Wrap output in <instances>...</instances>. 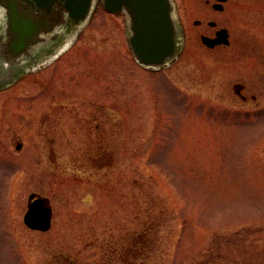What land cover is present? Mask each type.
Returning a JSON list of instances; mask_svg holds the SVG:
<instances>
[{
    "label": "rangeland",
    "instance_id": "1",
    "mask_svg": "<svg viewBox=\"0 0 264 264\" xmlns=\"http://www.w3.org/2000/svg\"><path fill=\"white\" fill-rule=\"evenodd\" d=\"M172 1L191 29L196 0ZM90 16L62 38L78 41L51 90L33 67L0 87V264H264V21L238 62L192 37L155 71L127 51L124 17L102 0ZM231 75L256 102L228 98ZM99 131L113 153L92 159ZM32 193L48 231L23 223Z\"/></svg>",
    "mask_w": 264,
    "mask_h": 264
},
{
    "label": "water",
    "instance_id": "2",
    "mask_svg": "<svg viewBox=\"0 0 264 264\" xmlns=\"http://www.w3.org/2000/svg\"><path fill=\"white\" fill-rule=\"evenodd\" d=\"M91 0H0V66L13 70L21 60L43 47L54 28L70 18L75 23L87 15ZM108 12L127 15L129 45L146 66H160L174 56L178 28L171 0H103ZM213 47L221 39L203 40ZM10 68H7V67ZM52 210L47 199L31 194L23 222L31 230L47 231Z\"/></svg>",
    "mask_w": 264,
    "mask_h": 264
},
{
    "label": "flooded vegetation",
    "instance_id": "3",
    "mask_svg": "<svg viewBox=\"0 0 264 264\" xmlns=\"http://www.w3.org/2000/svg\"><path fill=\"white\" fill-rule=\"evenodd\" d=\"M194 4L193 14L196 17L191 22V29L189 27H186L185 25H182L179 17L177 16L180 24L181 38L183 41L176 58L173 60V63L182 58V51L185 50L183 47L184 42L186 39H191L192 37H194L195 42H197L198 44V46L195 47V51H197L205 59L212 57L211 59L215 62L235 63L238 62L241 57L246 56L247 51H249V48L251 47L249 43H246V40H249L250 37H254L255 35L254 33L248 31V27L250 25L262 23L264 21V0H196ZM175 11L177 15L176 7ZM110 15L122 16L124 17L125 23L127 21L124 13H113ZM77 26L79 25H75L70 19H67L63 27L60 29V32L57 33V35L51 37L50 41L48 42L49 45L44 49V52H46L47 54L45 56V59L41 61L39 60L37 62L38 66L36 68L33 67L34 70L39 69L38 72H40V70L42 69L47 73L46 82L44 81L41 84V87L43 89L46 88L47 90H51L50 79H52L51 77H54L55 72L57 74L59 73V71H57L59 69V65L56 69L55 65L57 63H61L65 55L76 45L75 43L78 41L77 39L67 42V40L64 41L65 39L62 38L67 36V34L71 32V30H74ZM128 35L129 33L126 35V47L127 51L129 52L130 48L128 44ZM217 38L221 39L222 43L217 44L214 47H207L203 43V39L212 40ZM31 62V60L26 61L22 66L28 67ZM31 66L28 67L25 72L29 71L28 69L31 68ZM7 68L10 67L8 66ZM10 73V70L2 71V68L0 66V87H2L1 85L6 82H10V85L8 86H11L10 80H13L16 73L15 71H12L11 74ZM24 76L26 75H23L22 78ZM234 76H229L228 84H232V89L235 92V95L230 97L228 96V98H232L233 100L241 104L256 102L258 98L257 95L247 90L251 86H249L250 83L248 84L247 81H245V83H242L241 78L238 80V78ZM21 80H19L18 82L20 83ZM18 82L13 85V89L15 85L19 84ZM54 98H56V96ZM58 99H60L61 102H64L60 97H58ZM86 104L89 105V102H87ZM96 111L97 108L95 109V111L89 112L88 119L90 121L99 119V124H103V121L107 119L106 114H97ZM99 124L97 125V127L99 126ZM99 133L98 137L96 138V149L94 151L97 155L93 157L92 154V159L101 158L104 154H108L109 157V154L113 153V149L108 145L109 141L107 138V134L101 131H99ZM112 158L113 157H111V159ZM113 260H123V256L122 258H113Z\"/></svg>",
    "mask_w": 264,
    "mask_h": 264
},
{
    "label": "trees",
    "instance_id": "4",
    "mask_svg": "<svg viewBox=\"0 0 264 264\" xmlns=\"http://www.w3.org/2000/svg\"><path fill=\"white\" fill-rule=\"evenodd\" d=\"M114 258H116V257H114ZM122 258V257H121Z\"/></svg>",
    "mask_w": 264,
    "mask_h": 264
}]
</instances>
